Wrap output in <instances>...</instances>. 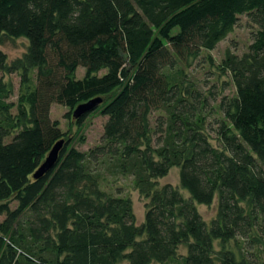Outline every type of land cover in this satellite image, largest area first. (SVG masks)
I'll use <instances>...</instances> for the list:
<instances>
[{"label": "trees", "instance_id": "trees-1", "mask_svg": "<svg viewBox=\"0 0 264 264\" xmlns=\"http://www.w3.org/2000/svg\"><path fill=\"white\" fill-rule=\"evenodd\" d=\"M238 25L246 50L215 62ZM17 38L20 56L0 48V264H264V0H0V46ZM52 104L103 116L98 142L78 149Z\"/></svg>", "mask_w": 264, "mask_h": 264}, {"label": "rangeland", "instance_id": "rangeland-1", "mask_svg": "<svg viewBox=\"0 0 264 264\" xmlns=\"http://www.w3.org/2000/svg\"><path fill=\"white\" fill-rule=\"evenodd\" d=\"M250 42L248 30L244 28L242 25L236 26L222 41H220L214 49L209 51L208 53L214 58L215 62H219L222 58L223 51L227 46H230L237 53H242L246 50L247 45ZM26 47V41L23 38L10 39L7 40L3 45L0 46L1 50L4 51L9 59L20 56ZM206 53V52H204ZM208 66L205 64L201 66V63H197L193 69V74L197 78H199L202 82H209L206 87L216 84L219 87V82H214V79L211 74L208 73ZM104 72V70H102ZM101 72V73H103ZM84 74V68L78 66L75 75L77 78L82 77ZM1 76V73H0ZM5 79H10L14 86V93L11 96V100H16L17 96V88H18V76L13 74L11 76H5ZM221 79H227L225 76L221 77ZM232 87H227L224 90V93H230ZM69 109L60 104H52L50 108V117L53 120H57L59 122V126L61 130L67 132L69 136H74L76 140L78 137H83L82 142L74 141V145L80 149L85 150L89 146L96 144L102 134L103 131V123L105 118L98 113H92L88 115L81 125H75L74 121L71 118V115L66 117V114ZM160 183H170L174 186L178 185V168L171 167L168 174L163 178L159 179ZM130 193L133 202V209L136 215V218L140 221L143 217L144 207L143 200L138 195V193L133 190H127ZM183 194L186 195V192L182 190ZM198 211L201 216L208 221L211 217H213L216 210V202L213 201L211 205H197ZM180 252L184 253V250L180 249Z\"/></svg>", "mask_w": 264, "mask_h": 264}, {"label": "water", "instance_id": "water-1", "mask_svg": "<svg viewBox=\"0 0 264 264\" xmlns=\"http://www.w3.org/2000/svg\"><path fill=\"white\" fill-rule=\"evenodd\" d=\"M100 102L99 98L91 99L85 103L79 104L74 108L72 111V116L74 118H77L84 113L92 110L98 103ZM64 144V140H59L53 144L43 161L40 163L38 168L35 170L33 177L38 178L42 176L44 173L49 171L54 164L56 163L58 159L59 151L61 150L62 146Z\"/></svg>", "mask_w": 264, "mask_h": 264}]
</instances>
